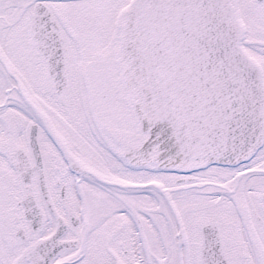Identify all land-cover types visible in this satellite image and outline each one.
Instances as JSON below:
<instances>
[{
    "label": "snow or ice",
    "instance_id": "snow-or-ice-1",
    "mask_svg": "<svg viewBox=\"0 0 264 264\" xmlns=\"http://www.w3.org/2000/svg\"><path fill=\"white\" fill-rule=\"evenodd\" d=\"M0 264H264V0H0Z\"/></svg>",
    "mask_w": 264,
    "mask_h": 264
}]
</instances>
